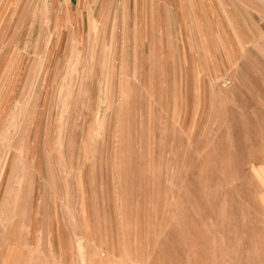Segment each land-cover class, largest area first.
Wrapping results in <instances>:
<instances>
[{"label": "rangeland", "instance_id": "obj_1", "mask_svg": "<svg viewBox=\"0 0 264 264\" xmlns=\"http://www.w3.org/2000/svg\"><path fill=\"white\" fill-rule=\"evenodd\" d=\"M7 1L0 264H264V129L244 112L264 91V0L240 62L187 82L126 26L68 35L58 0Z\"/></svg>", "mask_w": 264, "mask_h": 264}, {"label": "crops", "instance_id": "obj_2", "mask_svg": "<svg viewBox=\"0 0 264 264\" xmlns=\"http://www.w3.org/2000/svg\"><path fill=\"white\" fill-rule=\"evenodd\" d=\"M21 1L8 0L5 12L8 14ZM251 7L248 0H58L55 16L57 32L68 35L89 32L94 16L107 31L115 26L120 32L119 27L126 26L122 30L134 34L133 49H143L145 57L148 50L152 58L163 55L171 70H180L182 81L196 80L195 76L211 81L214 75L240 62L242 56L237 57L236 50L248 48L251 30L248 8ZM190 50H197L193 58ZM200 50H207L205 55L210 57L204 63L200 61ZM194 64L198 70L201 66L207 69L189 73L188 68ZM263 92L249 88L248 102L244 103V112H248L251 121L260 119L261 129H264V115L260 118L251 113L264 114Z\"/></svg>", "mask_w": 264, "mask_h": 264}]
</instances>
